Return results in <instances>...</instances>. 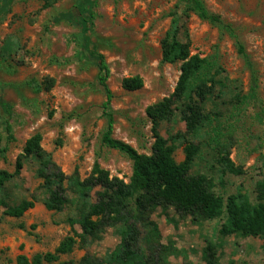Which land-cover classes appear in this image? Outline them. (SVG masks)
<instances>
[{
  "label": "rangeland",
  "instance_id": "1",
  "mask_svg": "<svg viewBox=\"0 0 264 264\" xmlns=\"http://www.w3.org/2000/svg\"><path fill=\"white\" fill-rule=\"evenodd\" d=\"M203 1L245 46L258 73L264 107V0ZM173 12L181 17V40L190 44L192 54L217 56L225 76L247 95L251 75L238 55L236 38L186 11L181 0H3L0 133L1 123L10 120L16 141L5 143L9 150L6 157L0 156V169L13 173L27 141L40 134L42 147L66 175L78 172L87 179L99 163L111 177L129 183L133 161L102 143L107 128L102 109L106 96L98 84L94 53L103 54L110 67L114 138L141 155H152L155 138L147 110L174 93L181 75V63L162 61L161 43ZM84 33L90 52L81 39ZM134 77L143 80V88L124 90L123 81ZM48 79L55 81L52 90L35 93L31 89L29 83L42 84ZM1 103L11 106V115L3 111ZM233 110L230 101L218 107L209 104L214 123L206 135L194 140L202 153L192 174L210 177L217 195L227 198L242 192L255 199L256 184L264 179V115L260 121V109L254 106L241 116ZM159 132L169 139L179 132L186 134L187 128L175 119L163 122ZM188 139L193 140L191 136ZM185 147L178 144L177 163L184 161ZM228 153L243 175L222 174L219 159ZM36 169L34 161H27L20 177L6 188L8 205L23 200H36V205L21 219L5 217L6 209L0 207V264H17L20 255L32 260L36 255L54 253L71 234L67 221L77 217L75 208L48 211ZM147 220L159 229L157 249L164 264H207L210 246L216 264H264V238L243 233L221 235L225 218L209 220L200 213H181L162 205L151 210ZM75 229L82 232L80 226ZM120 241L118 228H106L86 248L79 244L71 254L61 256L59 263L83 264L88 260L90 264H106L107 255Z\"/></svg>",
  "mask_w": 264,
  "mask_h": 264
},
{
  "label": "trees",
  "instance_id": "2",
  "mask_svg": "<svg viewBox=\"0 0 264 264\" xmlns=\"http://www.w3.org/2000/svg\"><path fill=\"white\" fill-rule=\"evenodd\" d=\"M181 2L186 4V11L194 12L204 22L226 29L236 38L238 55L251 75L248 94H243L225 76L217 56L202 58L192 54L190 44L181 40L180 15L177 12L171 13L170 29L161 43L162 61L172 65L181 63V75L174 93L147 110L153 124L155 142L152 155H141L131 146L114 138V94L109 86L110 67L103 54L94 53L99 71L98 84L106 96L102 109L107 128L102 143L133 161L132 178L126 183L122 179L111 177L99 163L94 165L87 179L83 180L78 172L68 176L57 167L52 154L42 147V136H33L18 157L15 171L10 173L0 169V207L6 209L4 216L21 219L35 207L36 200H23L18 205L10 206L5 195L8 184L20 177L25 163L32 160L37 164L36 175L41 180L40 189L46 195V209L62 212L72 206L77 217L68 219L71 234L60 243L54 253L36 255L32 260L20 255L17 264H73L59 263L60 257L71 254L79 244L86 248L91 240H96L109 227L118 228L121 241L107 255L106 264H164L157 249L159 229L156 224L147 220L148 213L162 205L174 207L181 213H200L209 220L225 218L219 231L223 236L243 233L264 238V179L256 184L255 199L242 192L225 198L213 191V180L210 177L192 174L195 161L202 153L200 144H195V141L206 135L208 128L214 123L208 111L209 104L218 107V104L224 106L230 101L237 116L254 106L260 109L257 118L261 121L264 107L259 97L258 73L245 46L230 27L224 26L220 16L208 10L203 0ZM2 7L3 0H0V9ZM89 17L93 19L92 16ZM90 22L92 25L91 20ZM86 37L87 33H84L81 39L86 44L85 50L90 52ZM29 84L35 93H41L52 90L55 81L48 79L42 84ZM122 86L129 92L138 91L143 88V80L140 77L128 78L123 81ZM1 107L8 115L12 114L9 104L1 103ZM175 119L186 124L187 133L179 132L169 139L163 138L159 132L161 124ZM1 127L0 156L6 157L9 150L6 144L13 143L16 139L10 120H4ZM188 136L193 140L190 141ZM178 144L186 145L185 159L181 163L175 160ZM219 166L222 174L243 175L242 168L236 167L229 153L219 159ZM97 189L100 191L95 193ZM76 226H80L81 233L77 232ZM214 252L211 246L206 251L207 264H216ZM82 263L90 264L88 260Z\"/></svg>",
  "mask_w": 264,
  "mask_h": 264
}]
</instances>
